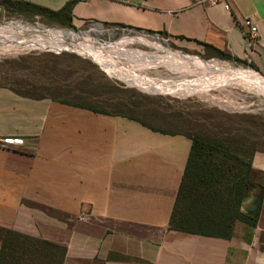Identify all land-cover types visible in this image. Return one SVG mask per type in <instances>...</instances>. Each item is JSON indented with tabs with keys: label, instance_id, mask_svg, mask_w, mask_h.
Returning <instances> with one entry per match:
<instances>
[{
	"label": "crops",
	"instance_id": "obj_1",
	"mask_svg": "<svg viewBox=\"0 0 264 264\" xmlns=\"http://www.w3.org/2000/svg\"><path fill=\"white\" fill-rule=\"evenodd\" d=\"M8 2L61 11L66 23H50L76 31L161 36L264 80V0H0V14ZM246 20L258 34L249 46ZM100 115L0 85V230L61 247L62 264H264V179L240 208L254 227L236 222L229 239L171 230L190 140L135 120L149 132L127 134L120 118L107 132ZM251 165L264 177V152Z\"/></svg>",
	"mask_w": 264,
	"mask_h": 264
},
{
	"label": "rangeland",
	"instance_id": "obj_2",
	"mask_svg": "<svg viewBox=\"0 0 264 264\" xmlns=\"http://www.w3.org/2000/svg\"><path fill=\"white\" fill-rule=\"evenodd\" d=\"M14 21L32 26L34 29L44 28L46 31L52 32L69 29L50 23L42 15L27 17L25 14L8 12L0 14V24ZM124 33L119 29L103 28L102 33L90 32L89 34L106 46L114 47L118 41L127 38V41L120 42L125 49L163 55L177 53L182 57L186 56L192 59L194 57L203 62L211 60L204 55L178 51L167 42H163L164 38L161 36L151 34L148 38L153 39L149 40L133 34L125 36ZM0 39H2L1 35ZM141 40H145L146 43ZM46 43L44 41V44ZM82 53L84 52L67 45L49 46L41 50L36 48L16 54L0 53V85L14 87L27 96L48 97L59 102L95 108L108 114H114L113 116L117 118L100 115L105 120L107 132L110 131V128L117 129L115 121L119 118L123 126L119 125L118 130H125L124 132L127 134L149 132L135 122L137 120L153 129L167 133L226 138L235 144V149L241 156H248L250 153H253L254 156L256 153L264 152L263 92L252 91L250 88H244L240 84L237 86L235 83L225 86V83L219 79L218 82L213 81L214 84L211 85L224 86L223 89L210 88L205 94H174L167 90L150 91L110 74L101 62L85 55L87 53ZM123 59L129 58L121 59L125 63L127 61ZM216 62L222 66H216L217 68L231 67L241 71H251L244 65L233 62L219 59ZM149 69L164 78L174 77L178 73L176 69L156 63ZM115 70L117 69L111 70V72L113 73ZM198 71H203V69ZM122 72L127 73L126 70L118 69L119 74H124ZM209 72L212 71L209 69ZM124 75L131 81L140 80L136 75ZM193 76L196 78L197 74ZM200 78L207 79L205 75ZM238 78L242 80L241 77ZM141 84L155 89L168 85L167 83L156 86L145 82ZM73 115L69 117L74 118L75 115ZM128 117L133 119L130 120ZM253 179L259 183L263 182V175L254 171Z\"/></svg>",
	"mask_w": 264,
	"mask_h": 264
},
{
	"label": "trees",
	"instance_id": "obj_3",
	"mask_svg": "<svg viewBox=\"0 0 264 264\" xmlns=\"http://www.w3.org/2000/svg\"><path fill=\"white\" fill-rule=\"evenodd\" d=\"M6 11L27 17L42 15L48 20L66 23L61 11L51 12L14 2H8ZM214 55L228 58L219 52ZM74 106L109 115L99 109ZM139 123L152 131L167 133ZM182 135L190 140V150L169 217V229L229 239L236 222L254 227L256 218L240 210L250 193L262 185L253 179V153L239 155L235 144L226 138ZM0 233V264H62L61 247L10 230H0Z\"/></svg>",
	"mask_w": 264,
	"mask_h": 264
},
{
	"label": "bare ground",
	"instance_id": "obj_4",
	"mask_svg": "<svg viewBox=\"0 0 264 264\" xmlns=\"http://www.w3.org/2000/svg\"><path fill=\"white\" fill-rule=\"evenodd\" d=\"M94 33H102L101 29L93 30ZM0 53L16 54L19 52H26L38 48L39 50L47 48L49 46H69L77 48L84 53L85 55L90 56L97 62H101L108 70V72L118 78H121L130 84H133L141 89H147L150 91H169L171 93H196V94H205L209 89H218L224 86H213V81L218 79L225 83V86H228L232 83L240 84L244 88H250L252 91H260L264 94V83L259 81L256 78V74L251 71H241L233 69L231 67H222L217 64L216 60L203 62L198 58H188L186 56L177 54V53H166V54H151L148 52H143L140 50L125 49L120 42L127 41V38H123L118 41V43L112 46H106L99 42L98 39L90 36L89 33H76L69 30H60V31H46L44 28L34 29L32 26H27L21 24L18 21L6 22L0 24ZM125 39V40H124ZM44 41L47 43L44 44ZM145 42V40H141ZM63 48V47H60ZM67 49V48H65ZM74 51V50H73ZM82 53V54H84ZM122 58L127 62H122ZM122 62L119 64V62ZM154 63L161 64L167 68L176 69L178 73L174 77H161L159 74L153 73L149 69ZM127 65L126 67L123 65ZM217 66V67H216ZM146 67V68H144ZM209 67L222 69L223 71L231 72L236 70L237 72H245L238 74L241 79H235L231 77H226L224 75H217L216 72H209ZM115 70L113 73L111 70ZM118 69L126 70L127 75H136L140 80H128L124 74H119ZM203 71H198L202 70ZM173 74V73H171ZM197 74V77L193 76ZM131 75V76H132ZM202 75H205L207 79L200 78ZM209 75V76H208ZM258 77V76H257ZM264 82L263 79L258 77ZM203 79V80H202ZM212 80V81H211ZM150 83L156 86L167 84L166 86H161L159 89L145 87L141 83ZM223 84V83H221ZM184 86V87H183ZM219 90V89H218ZM261 94V95H262ZM264 105V102H262ZM240 108V107H238ZM237 108V109H238ZM244 108V107H243ZM261 108H263L261 106ZM241 109V108H240ZM247 109V108H246Z\"/></svg>",
	"mask_w": 264,
	"mask_h": 264
},
{
	"label": "built area",
	"instance_id": "obj_5",
	"mask_svg": "<svg viewBox=\"0 0 264 264\" xmlns=\"http://www.w3.org/2000/svg\"><path fill=\"white\" fill-rule=\"evenodd\" d=\"M210 3H215L216 2V0H208ZM224 8L225 9H227V6L226 5H224ZM29 25V24H28ZM245 26H246V28H247V30H246V32H245V44H246V46H249L250 44H253V43H255V41L257 40V38H258V34H257V30H256V27L254 26V25H252L251 23H250V21H245ZM102 31H103V28H100ZM114 29H116V30H118L119 28H114ZM67 30H69V31H74V32H76V33H80V34H82V33H90V32H92V33H94L93 32V29H89L87 32H82L81 33V31H76V30H74V29H71V28H69V29H67ZM119 30H121V31H124L125 33V36H127V35H131V34H133V35H136L137 37L139 36L140 38H144V39H149V40H152L153 38H148V36L149 35H151V34H147V33H144V32H140V31H134V30H130V29H119ZM154 36H157V35H154ZM163 42H165L166 43V39L164 38V40H163ZM105 44H107V43H105ZM108 44H110L111 45V43H108ZM213 60H215V59H211L210 61H213Z\"/></svg>",
	"mask_w": 264,
	"mask_h": 264
},
{
	"label": "water",
	"instance_id": "obj_6",
	"mask_svg": "<svg viewBox=\"0 0 264 264\" xmlns=\"http://www.w3.org/2000/svg\"><path fill=\"white\" fill-rule=\"evenodd\" d=\"M82 32H87V31H81V33H82ZM260 78H261V77H260ZM261 79H262V78H261Z\"/></svg>",
	"mask_w": 264,
	"mask_h": 264
}]
</instances>
